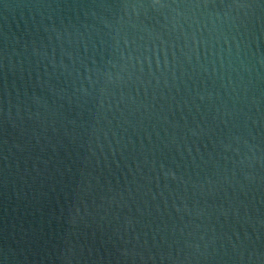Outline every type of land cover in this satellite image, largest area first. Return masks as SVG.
<instances>
[{"label": "water", "instance_id": "water-1", "mask_svg": "<svg viewBox=\"0 0 264 264\" xmlns=\"http://www.w3.org/2000/svg\"><path fill=\"white\" fill-rule=\"evenodd\" d=\"M0 264H264V0H0Z\"/></svg>", "mask_w": 264, "mask_h": 264}]
</instances>
